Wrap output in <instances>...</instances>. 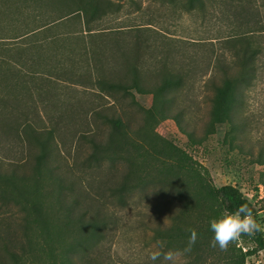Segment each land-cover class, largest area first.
Masks as SVG:
<instances>
[{
  "label": "trees",
  "instance_id": "1",
  "mask_svg": "<svg viewBox=\"0 0 264 264\" xmlns=\"http://www.w3.org/2000/svg\"><path fill=\"white\" fill-rule=\"evenodd\" d=\"M150 1L179 14L219 12L231 32L188 46L151 23L101 27L118 10L110 0H77L52 21L35 15L34 26L0 19V264H115L106 242L120 224L116 209L149 188L167 205L150 228L165 248L181 244V264H246L264 250L263 231L212 246L211 220L247 204L261 223L258 211L152 127L173 119L194 139L183 93L207 76L206 133L226 121L237 138L240 95L264 56L254 39L264 0ZM72 20L80 30L57 32ZM74 88L79 100L65 95ZM132 92L152 97L139 119L113 106Z\"/></svg>",
  "mask_w": 264,
  "mask_h": 264
},
{
  "label": "rangeland",
  "instance_id": "2",
  "mask_svg": "<svg viewBox=\"0 0 264 264\" xmlns=\"http://www.w3.org/2000/svg\"><path fill=\"white\" fill-rule=\"evenodd\" d=\"M110 1L114 11L118 10L106 17L101 27L131 28L151 23L152 27L179 39L178 41L188 43V46L194 44L187 42L191 41L189 39L199 40L201 44L206 38H223L231 32L230 26L221 19L219 12H207L205 15L196 12L179 14L150 0ZM6 2L11 4L10 7H5ZM76 2L77 0H0V19L5 20V22L1 21V24H6V27L10 24L13 27L21 24L34 26L37 24L34 21V16L37 14L43 21H52L78 9L79 5ZM5 16L8 18H1ZM64 25L68 27L64 28ZM64 25H59L57 32L81 28L74 20ZM254 39L264 45V32L255 34ZM215 41L213 42L217 44L218 42ZM206 77L203 80L198 79L190 91L183 93V97L185 94L190 97L184 103L191 106V114L186 116V120L189 127H195L194 139L185 135L179 128V123L173 119L158 121L152 127L156 133L172 141L204 166L209 171L215 186L237 187L254 205L262 220L261 223L264 224V56L258 62L255 78L240 95L242 107L241 109L239 107L240 114H237L235 119L239 126L237 138L231 134L226 121L216 124L212 133H206V123L209 120L207 99L210 94L204 83ZM60 85L64 87L63 83ZM74 89L73 92H67L65 95L69 94L75 100H79L75 96L81 95L84 91L82 88ZM58 93L56 96L59 97L64 94L61 91ZM121 101L123 104L113 106L119 110L121 108L131 110L138 119L143 117L152 105L151 95H139L135 92L122 97ZM104 104L109 106L111 103L107 100ZM200 138L202 140L198 141ZM166 207L164 201L149 188L136 192L126 207L116 209L120 224L114 231L112 239L106 242L109 256L115 264L182 263L184 253L181 244L165 248V242L156 238L151 229L155 227L157 220L167 214ZM157 251L162 255L153 262L150 254ZM168 252L173 254V261L163 259V254ZM258 253L248 257L246 264H264V250Z\"/></svg>",
  "mask_w": 264,
  "mask_h": 264
},
{
  "label": "clouds",
  "instance_id": "3",
  "mask_svg": "<svg viewBox=\"0 0 264 264\" xmlns=\"http://www.w3.org/2000/svg\"><path fill=\"white\" fill-rule=\"evenodd\" d=\"M213 232L212 246H218L222 251L227 250L231 242L238 241L243 235L253 237L258 232L264 231V224H261L252 213V209L247 204H242L231 213L225 212L219 218L213 219L209 223ZM196 240L195 231L192 232L189 245ZM190 250V249H186ZM161 252H153L150 259L155 262L161 257ZM261 255V253H258ZM163 259L173 261V254L168 252L163 254Z\"/></svg>",
  "mask_w": 264,
  "mask_h": 264
}]
</instances>
